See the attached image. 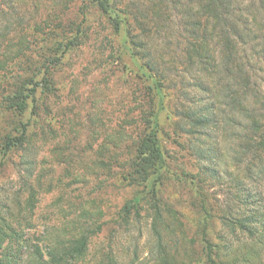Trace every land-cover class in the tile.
<instances>
[{"label":"trees","instance_id":"16d2710c","mask_svg":"<svg viewBox=\"0 0 264 264\" xmlns=\"http://www.w3.org/2000/svg\"><path fill=\"white\" fill-rule=\"evenodd\" d=\"M86 1L97 7L122 34L118 57L125 67L128 65L125 59L129 60L134 76L145 83L150 108L141 109V127L131 143L122 145L110 139L113 149L104 141L96 151L88 145L91 152L81 161L84 172L113 171L126 182L125 186L134 188L133 195L121 207L123 221L127 225L132 214L141 217L142 212L150 218L156 253L151 264H236L237 252L229 256L223 248L218 247L219 251L214 248L207 237L206 218L215 216L224 227L238 228L255 241V236L264 233L262 199L259 195L254 197L256 191L254 199H248L252 191L243 183L240 188L247 196L238 198L240 204L234 208L219 203L216 207L214 203L207 206L203 194L208 180L217 176L221 163L220 138L233 143L230 145L233 161L246 160L245 182L258 185L264 178V82L258 75L264 66V0ZM81 14L82 21L78 23L58 20L54 27L53 18L36 21L32 26L28 21L32 28L29 33L23 28L27 20L24 17L0 14V70L26 53L33 40L30 36H34L38 49L50 55L39 62L36 73L31 68L30 73H34L28 75L27 81L21 80L13 91L12 105L20 114L28 107L31 113L27 121L15 128L16 133L4 136L3 154L19 148L23 151L21 155L28 156V164L35 160V135L28 133L31 118L38 117L37 110L43 104L40 100L53 93V75L61 57L86 36L80 25L86 22L87 13ZM57 26H61L60 33ZM170 101L174 110L172 118L162 124L161 113ZM165 126L171 128L176 145L197 166L196 171H187L185 166L180 171L182 179L197 188L198 212L203 216L191 235L193 243L196 241L200 248H191L189 252L170 251L163 243L164 236L177 231L179 238H187L192 227V222L187 225L185 216L163 197L162 187L172 173L170 155L162 140ZM65 158L62 162L68 169L72 168L75 162L72 166ZM31 175L28 173L27 177ZM39 176L34 183L27 177L22 179L20 188L28 190L24 202L19 194L14 195L15 204L23 203L18 205L21 219L13 221L9 209L0 215V252L6 251L10 257L5 255L0 264L8 261L9 264H80L87 259L90 237L102 230L103 208L94 203L91 206L86 200L69 204L67 208L73 217L66 222L73 233L68 237L48 233L45 239L43 235L30 244L26 229L31 228V211L39 200L36 190L42 186ZM21 238L19 245L9 247ZM96 256L97 264H115L111 252Z\"/></svg>","mask_w":264,"mask_h":264},{"label":"rangeland","instance_id":"374dc122","mask_svg":"<svg viewBox=\"0 0 264 264\" xmlns=\"http://www.w3.org/2000/svg\"><path fill=\"white\" fill-rule=\"evenodd\" d=\"M95 8L86 0H0V14L27 19L23 23L26 33L32 30L28 21L32 26L36 21L45 22L46 18H53L55 24L51 23V26L54 27L58 25V20L78 23L82 21V11L87 13L86 22L80 25V30L83 29L86 36L83 41H79L78 46L61 57L53 75V93L40 100L43 104L37 110L38 117L31 118L28 133L35 135L34 147L37 153L34 164L27 163L28 156L21 155L23 151L19 148L3 154L1 144L4 136L16 133L15 128L27 121L31 113L28 107L20 114L12 105L14 89L20 85L21 80L27 81L28 75L36 73L39 62L44 56L50 55L38 49L34 36H30L33 40L26 53L11 60L0 70V215L9 209V216L14 215L13 221L21 219L18 205L23 203L15 204L14 195L19 194L24 202L28 190L27 187L20 188L21 181L26 179L28 173H32L27 179L34 183L38 174L42 186L36 188L39 200L31 211L32 225L26 229L30 237L27 242L33 244L43 235L45 239L48 233L60 237L71 235L73 232L66 221L73 215L67 207L86 200L91 206L94 203L103 208L104 215L100 218V223L103 222L102 230L90 237L87 259L80 264H97L96 253L100 256L104 251L115 255V264H151L155 261L156 253L150 218L142 212L141 217L132 214L127 225L123 221L121 207L133 195L134 188L125 186L126 182L121 180L120 175L115 176L113 171L109 174L102 171L86 173L81 162L91 152L88 145L96 151L104 141L110 143L113 149L110 139L122 145L131 143L141 127V109L150 108L145 83L134 76L129 60L125 59L128 62L125 67L118 57L122 34ZM45 28L49 30L48 25ZM57 28L60 33L61 26ZM13 34L11 32L10 36ZM31 68H34L33 73H30ZM258 75L264 82V66ZM167 105L161 113L162 124L170 121L174 111L172 101ZM170 129L165 126L162 130V140L170 155L172 169L162 187L163 197L185 216L183 218L187 225L192 222L193 228L189 227L191 233L187 238H179L180 233L177 231L176 234L164 236L163 243L171 248L170 251L175 249L178 253L189 252L191 248H200L196 241L193 243L191 235L198 224L202 223L203 216L198 212L200 203L197 205V188L182 179L180 171L183 166L187 171H196L197 166L196 161L192 162L193 159L188 158L185 151L176 145L175 135ZM230 145H233L230 140L220 138L222 157L217 176L208 180V187L203 191L207 206L214 203L216 207L219 203L234 208L240 204L239 200L247 196L246 191L240 188V183L251 189L248 199L256 191L254 197L259 195L264 205V178L258 185L245 182L246 160L233 161ZM63 156H66L65 159L69 161L66 162L70 165L73 166L75 162L72 168L68 169L66 163L62 162ZM206 221L207 237L216 250L219 251L218 247L223 248L229 256L237 252L239 260L236 264H264V233L255 236L256 240L253 241L238 228L224 227L215 216L207 217ZM256 227L259 225L256 224ZM21 241L22 238L18 242L13 241L9 247L15 248ZM7 254L6 251L0 252V260ZM5 264H9V261Z\"/></svg>","mask_w":264,"mask_h":264}]
</instances>
